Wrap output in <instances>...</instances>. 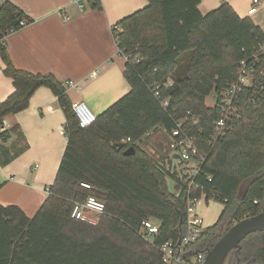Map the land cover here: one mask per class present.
<instances>
[{
  "label": "trees",
  "instance_id": "1",
  "mask_svg": "<svg viewBox=\"0 0 264 264\" xmlns=\"http://www.w3.org/2000/svg\"><path fill=\"white\" fill-rule=\"evenodd\" d=\"M201 2L148 0V6L113 27L131 90L85 129L54 75L15 68L5 39L21 29L22 21L32 20L10 2L0 6V59L14 85L12 95L0 103V125L26 110L34 93L46 87L58 98L68 137L56 179L36 215L29 218L17 206L0 205V264H165L160 248L178 243L186 233L188 193L196 198L205 194L207 202L224 206L217 223L191 246L194 254L207 253L234 224L264 211V101L252 106L247 94L241 96V116L233 131L211 147L221 110L206 105L208 97L214 94L216 100L236 82L242 61L264 58L258 52L264 31L228 3L203 15ZM89 3L101 8L100 0ZM179 120L186 121L184 130L206 158L195 177L198 189L191 191L165 166L170 133ZM11 132L16 140L0 146L2 167L28 148L19 127ZM11 132L0 134L4 143ZM154 138L166 156L152 154ZM116 143L125 148L116 151ZM130 147L136 154L125 156ZM169 178L176 181V193L169 189ZM82 183L94 189L86 190ZM89 197L105 205L96 225L72 218L74 204ZM150 218L160 223L153 244L141 233ZM225 264H264V230L242 241Z\"/></svg>",
  "mask_w": 264,
  "mask_h": 264
},
{
  "label": "crops",
  "instance_id": "2",
  "mask_svg": "<svg viewBox=\"0 0 264 264\" xmlns=\"http://www.w3.org/2000/svg\"><path fill=\"white\" fill-rule=\"evenodd\" d=\"M100 1L101 8L94 9L88 2L81 10L73 0H0V6L10 2L32 20L5 39L15 68L52 74L62 84L78 83V88L67 90L70 101L85 102L97 116L131 90L124 77L126 59L119 54L112 28L148 6V0ZM224 3L259 26L254 17L264 11V0L253 15L248 14L253 0H202L198 8L206 15ZM259 27L264 31V26ZM0 64L2 103L14 92V85L1 59ZM65 124L58 98L46 87L34 93L26 110L3 120L0 129L11 132L19 127L28 148L7 166L0 165L1 206H17L29 218L36 215L49 196L47 189L56 179L67 148ZM9 136L5 143L0 137V146L9 147L16 140L12 132ZM223 210L224 206L217 213V221Z\"/></svg>",
  "mask_w": 264,
  "mask_h": 264
},
{
  "label": "built area",
  "instance_id": "3",
  "mask_svg": "<svg viewBox=\"0 0 264 264\" xmlns=\"http://www.w3.org/2000/svg\"><path fill=\"white\" fill-rule=\"evenodd\" d=\"M82 10L89 0H73ZM263 0H253V8L248 11L249 15L257 12V7ZM66 18V17H65ZM29 23L22 21L20 28H24ZM12 30L10 34L17 32ZM113 34V28H112ZM116 42L115 34H113ZM259 53H264V43L258 48ZM120 54V51H119ZM2 68L0 64V69ZM64 87L78 88L79 84L73 81H66ZM247 94L248 102L252 106H257L264 101V58L255 55L249 60L241 62L240 71L236 82H234L222 94L216 96L215 104L221 110V117L215 123L214 135L209 143L213 146L218 140L225 138L230 134L236 122L241 116V96ZM168 101H164L162 106L167 108ZM73 111L79 121L81 128L85 129L92 126L98 116L91 110L85 102L72 103ZM187 117L192 124L198 125L199 120L188 112ZM186 121H176V126L170 133V148L171 153L168 156L166 170L170 175L175 176V180L186 185L187 191L198 189L195 183V177L199 174L201 165L205 162V155L197 147L192 137L184 130ZM5 131V128L0 129V134ZM131 140L129 139L128 142ZM175 182L176 185V181ZM81 186L86 190H93L94 187L87 183H82ZM49 194V188L47 189ZM178 193V192H177ZM187 199V219L186 233L178 243L173 241L165 243L161 248L163 262L165 264H204L206 254L197 251L195 254L190 252L191 246L195 245L204 233L205 226L204 216L199 210V207L207 204L206 195H201L200 198L191 197L188 193ZM105 212V205L95 197H89L85 202H76L72 210V218L80 220L90 225L98 224L99 218ZM94 216H97L95 218ZM142 237L147 242L153 244L154 237L159 233L160 223L153 219H147L141 226Z\"/></svg>",
  "mask_w": 264,
  "mask_h": 264
},
{
  "label": "water",
  "instance_id": "4",
  "mask_svg": "<svg viewBox=\"0 0 264 264\" xmlns=\"http://www.w3.org/2000/svg\"><path fill=\"white\" fill-rule=\"evenodd\" d=\"M113 148L120 152L125 148L124 143L113 144ZM136 154V149L130 147L125 150V156ZM264 230V211L255 217L246 218L234 224L218 241L213 249L207 252L204 264H225L233 251L241 248V243L249 235Z\"/></svg>",
  "mask_w": 264,
  "mask_h": 264
},
{
  "label": "rangeland",
  "instance_id": "5",
  "mask_svg": "<svg viewBox=\"0 0 264 264\" xmlns=\"http://www.w3.org/2000/svg\"><path fill=\"white\" fill-rule=\"evenodd\" d=\"M255 22L259 25V26H264V11H259V13L257 14V16L254 17ZM215 95L212 94L210 97L207 98L206 101V105L208 107L213 108L214 104H215ZM157 141L159 143H161V141L158 140V138H154L151 146L152 148H154L152 154H155L157 152V156L158 157H163L166 156L164 154V147L162 145H157ZM150 152V150H148ZM155 152V153H154ZM160 155V156H159ZM169 183V189L173 192L176 193V189H175V182H173V179L169 178L168 180ZM223 204L221 202H218L216 200H209L208 203L202 205L199 207V210L204 214L205 216V226L207 228L212 227L213 225L216 224L217 220V213L218 211H220L222 209ZM207 208V209H206ZM95 218H97V216H94Z\"/></svg>",
  "mask_w": 264,
  "mask_h": 264
}]
</instances>
